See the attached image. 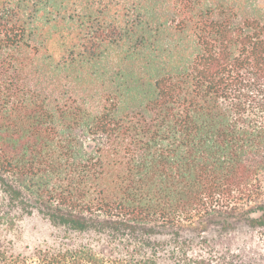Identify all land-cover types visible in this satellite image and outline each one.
Returning <instances> with one entry per match:
<instances>
[{"label":"trees","instance_id":"trees-1","mask_svg":"<svg viewBox=\"0 0 264 264\" xmlns=\"http://www.w3.org/2000/svg\"><path fill=\"white\" fill-rule=\"evenodd\" d=\"M262 1L0 0L3 219L61 231L0 264H214L186 225L264 227Z\"/></svg>","mask_w":264,"mask_h":264},{"label":"rangeland","instance_id":"rangeland-1","mask_svg":"<svg viewBox=\"0 0 264 264\" xmlns=\"http://www.w3.org/2000/svg\"><path fill=\"white\" fill-rule=\"evenodd\" d=\"M262 200L264 203V197ZM6 211L0 206V243L16 252L28 253L36 246L51 244L61 234L37 211L26 215L19 209L12 210L10 218L3 219ZM11 219L15 225L8 228L5 223ZM183 232L193 241V256L210 258L214 264H241L250 259L264 264V227H251L241 214L231 218L206 217L186 225Z\"/></svg>","mask_w":264,"mask_h":264}]
</instances>
